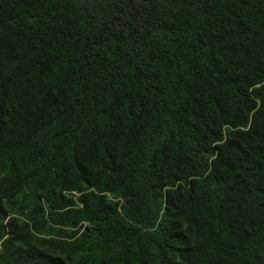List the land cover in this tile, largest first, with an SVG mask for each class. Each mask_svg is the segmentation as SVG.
Returning a JSON list of instances; mask_svg holds the SVG:
<instances>
[{
  "label": "trees",
  "instance_id": "1",
  "mask_svg": "<svg viewBox=\"0 0 264 264\" xmlns=\"http://www.w3.org/2000/svg\"><path fill=\"white\" fill-rule=\"evenodd\" d=\"M0 264H264V0H0Z\"/></svg>",
  "mask_w": 264,
  "mask_h": 264
}]
</instances>
